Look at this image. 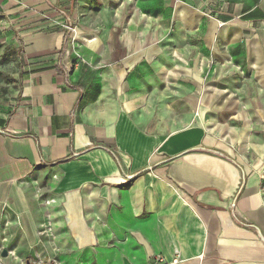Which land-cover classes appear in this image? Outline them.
Returning <instances> with one entry per match:
<instances>
[{
  "label": "crops",
  "instance_id": "1",
  "mask_svg": "<svg viewBox=\"0 0 264 264\" xmlns=\"http://www.w3.org/2000/svg\"><path fill=\"white\" fill-rule=\"evenodd\" d=\"M1 14L28 30L0 122V246L49 264H264V0Z\"/></svg>",
  "mask_w": 264,
  "mask_h": 264
},
{
  "label": "rangeland",
  "instance_id": "2",
  "mask_svg": "<svg viewBox=\"0 0 264 264\" xmlns=\"http://www.w3.org/2000/svg\"><path fill=\"white\" fill-rule=\"evenodd\" d=\"M132 4L134 2L132 1ZM12 23L6 22V19L1 14L0 20V117L3 114H7L11 110L12 106L15 104V97L19 89V71L21 69V63L19 62V57L21 54L15 55L11 52V49L15 47L17 52H22L23 44L14 38L11 33ZM20 33L26 32L28 29L25 25H16ZM10 81V82H8ZM9 249V248H7ZM6 249V255L0 252L1 261L0 264H49L47 262H32L29 256L24 258L17 254L15 251V256L9 253ZM11 250V249H10ZM39 261V260H37ZM52 264V263H51ZM65 264H88L83 263L80 260H75L73 262H67ZM90 264H95L90 261Z\"/></svg>",
  "mask_w": 264,
  "mask_h": 264
},
{
  "label": "trees",
  "instance_id": "3",
  "mask_svg": "<svg viewBox=\"0 0 264 264\" xmlns=\"http://www.w3.org/2000/svg\"><path fill=\"white\" fill-rule=\"evenodd\" d=\"M2 16H3V15H2ZM64 30H65V32H64L63 43H62L60 49H59L58 52H57V54H58L57 57H58V58H60V57L63 55L64 50L66 49V46H67L66 43H67V38H68V33H67L68 31H67L66 29H64ZM11 33L13 34L14 38L17 39V40L20 42V44H21V39H20L19 34H18V32L16 31V29L11 28ZM17 50H18V49H16L15 47H13V48L11 49V52L14 53L15 55H17L18 57H19L18 54H21V56L19 57V58H20V59H19V62L21 63V69H20V71H19V79H18V81H19V84H18V85L20 86V82H21V79H22V76H23V66L25 65V61H24V58H23L22 52H17ZM8 82H10V81H8ZM19 86H18V87H19ZM18 97H19V89H18V93H17V95H16V97H15V100H17ZM10 111H11V110H9V111L7 112V115H9ZM0 122H2L1 117H0Z\"/></svg>",
  "mask_w": 264,
  "mask_h": 264
},
{
  "label": "built area",
  "instance_id": "4",
  "mask_svg": "<svg viewBox=\"0 0 264 264\" xmlns=\"http://www.w3.org/2000/svg\"><path fill=\"white\" fill-rule=\"evenodd\" d=\"M66 28H69V29H72V30H73V28L70 27V26H66ZM88 40H93V38H90V39H88ZM236 68L239 69L238 66H237ZM130 176H131V175H130ZM263 188H264V185H263ZM53 201H54V199H53V198H50V199H45V200H43L42 203H43L44 205H47V204H49V203H51V202H53ZM39 228H40V230H39V234H41V235H43V234H44V235H48V236H50V237L53 238L52 231H51V224H50V221H49L48 218H46V219L40 224V227H39ZM1 240H2V241H5L6 238H5V237H2ZM3 249H6V248L3 247V246L1 245V246H0V252H1V250H3ZM7 251L9 252L10 249H7ZM155 261L158 262L159 264H169V263L165 262L164 259H163V257H161V256H157V257L155 258ZM172 262H173V263L177 262V258H176V257L173 258V259H172Z\"/></svg>",
  "mask_w": 264,
  "mask_h": 264
},
{
  "label": "water",
  "instance_id": "5",
  "mask_svg": "<svg viewBox=\"0 0 264 264\" xmlns=\"http://www.w3.org/2000/svg\"><path fill=\"white\" fill-rule=\"evenodd\" d=\"M2 254H3V255H6V249H3V250H2Z\"/></svg>",
  "mask_w": 264,
  "mask_h": 264
},
{
  "label": "bare ground",
  "instance_id": "6",
  "mask_svg": "<svg viewBox=\"0 0 264 264\" xmlns=\"http://www.w3.org/2000/svg\"><path fill=\"white\" fill-rule=\"evenodd\" d=\"M9 253L14 254V251L10 250Z\"/></svg>",
  "mask_w": 264,
  "mask_h": 264
}]
</instances>
